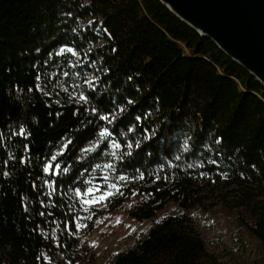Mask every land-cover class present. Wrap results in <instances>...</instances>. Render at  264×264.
<instances>
[{
  "label": "trees",
  "instance_id": "trees-1",
  "mask_svg": "<svg viewBox=\"0 0 264 264\" xmlns=\"http://www.w3.org/2000/svg\"><path fill=\"white\" fill-rule=\"evenodd\" d=\"M65 45L75 54L56 55ZM109 111L112 124L99 119ZM103 127L120 148L99 138ZM142 128L157 130L152 140ZM0 133V264H48L43 250L52 264H79L87 242L69 205L103 171L119 183L128 177L111 208L132 219L149 220L170 201L180 210L119 247L110 264H220L184 213L206 206L220 182L228 192L212 227L255 247L246 259L227 243L236 264H264V86L158 0H0ZM52 155L67 173L44 171ZM46 217L69 224L56 232L69 262L42 233Z\"/></svg>",
  "mask_w": 264,
  "mask_h": 264
},
{
  "label": "rangeland",
  "instance_id": "rangeland-1",
  "mask_svg": "<svg viewBox=\"0 0 264 264\" xmlns=\"http://www.w3.org/2000/svg\"><path fill=\"white\" fill-rule=\"evenodd\" d=\"M97 176L90 181L87 189L83 192L86 193L89 188L96 186H100L102 191L105 189L111 190L109 185L113 183L126 185V183L123 182L124 180L119 179L118 181H122L120 183L113 181L112 177L104 171L102 174H97ZM104 177H108L107 181L104 180ZM223 185L224 183L221 182L214 183L215 192L211 195L210 199L207 200L206 206L194 207L193 209L185 210L184 213L189 216L195 230L207 240L210 251L216 256L220 264H236L229 254V248L226 246L227 243L236 246L235 254L241 255L246 259L256 258L258 253L255 247L248 246L245 248L240 240L232 238L231 235L226 236L224 240L221 238V234L217 232V229L212 227L214 211L221 205V203H219V196H222L224 192H228V189L221 188ZM45 190V194L50 197H52L55 192L53 184L49 182L45 183ZM119 197L120 196H116L114 198ZM88 198L87 195L81 196L75 191L72 196L71 204L69 205V207H71L70 212H72L74 217V224L79 232L77 235L83 238L82 240L84 243L87 242L83 248L78 249L82 257L79 264H110L113 260L114 253L119 247L137 244L138 240L145 235L163 215L177 214L180 212L178 203L170 201L153 218L146 221H138L130 217L124 206L111 208L113 198H109V200L95 205L85 204L84 200ZM99 217H101V221L94 224ZM45 219V223L41 228L42 233L47 237V240L52 241L53 245L56 247V257L63 262H69L58 248L59 245L56 235L58 226L64 230L69 228V224L62 225L60 222L49 217ZM41 258L42 261L52 264L53 260L48 251L43 250Z\"/></svg>",
  "mask_w": 264,
  "mask_h": 264
},
{
  "label": "water",
  "instance_id": "water-1",
  "mask_svg": "<svg viewBox=\"0 0 264 264\" xmlns=\"http://www.w3.org/2000/svg\"><path fill=\"white\" fill-rule=\"evenodd\" d=\"M264 86V0H158Z\"/></svg>",
  "mask_w": 264,
  "mask_h": 264
},
{
  "label": "snow or ice",
  "instance_id": "snow-or-ice-1",
  "mask_svg": "<svg viewBox=\"0 0 264 264\" xmlns=\"http://www.w3.org/2000/svg\"><path fill=\"white\" fill-rule=\"evenodd\" d=\"M66 53H73V54H75V49H73V48L68 47L67 45H65V46H63V47H61V48L59 49V51L56 53V55H58V56H63V55H65ZM73 67H74V66H73ZM63 75L68 76L69 73H68V72H64ZM36 79L39 80L40 77L37 76ZM85 82L88 83L90 86H92V81H87V80H86ZM36 89H37V90H40V85H39V84L36 85ZM30 90H31V89H30ZM65 91H67V90L65 89ZM77 95H78L79 101H83L85 104H87V102L89 101V96H88V95L79 94V93H78ZM128 103H129V104H132L133 101L129 100ZM91 111H92V112H98V111H100V109H97V108L93 107V108L91 109ZM123 111H124L123 108H120V109H119V112H123ZM79 113H80V108L78 107V108L76 109V111L73 112V115L75 116V115H78ZM56 115H57V116H60L61 113H56ZM99 119H100V120H103V121H106L108 124H112L113 121L116 120V115H114L111 111H109V113H108L107 115H102V116L99 117ZM143 119H144L143 116H136V117H135V120H136L137 122H142ZM89 123H91V121H89ZM128 131H129V132H135V131H136V127H135V126H133V127H129V128H128ZM156 131H157L156 129L142 128V129H141V135H142V138H143L144 140H148V141H150V140L153 139V136H154V134L156 133ZM24 134H25V130H24V129H21V130L17 133V135H24ZM0 136H2V133H0ZM112 137H113V132L110 131L108 127H103V128L100 130V132H99V138H100V139H109V138H111V139H110V142H111L112 147H113V148H120L121 145H120V144H119L114 138H112ZM221 139H222V137H221ZM219 142H220V141L217 140V143H219ZM0 143H3V141H0ZM71 143H72V141L69 139V140H67V142L63 145L62 150H61V152L59 153V155H60L61 157H63V155H64V151L68 149V146H69ZM25 147L28 148L27 145H26ZM99 147H100V144H99V141H98L97 143L91 145L89 148H84V149H82V151H83V152L94 151V150H96V149L99 148ZM127 147H128V149H132V148H133V144H132L131 142H128V143H127ZM135 147H136V148H140V147H141V143H140L139 141H137V142L135 143ZM127 154H128V156H131V155H132L131 152H128ZM113 155H115V153H113ZM28 159H29V157H24V158L22 159L21 162H23V163H27V162H28ZM177 159H179V157H177ZM55 161H57V156H56V155H52L51 158H50V160H49V161L47 162V164L45 165V167H44V171H45V172H48L49 174L55 173L56 175H59L60 172H61V170H62L63 172H65V173H67V172L69 171V168H68V167H63V168L61 169V164H60V163H55V164H54L53 162H55ZM99 166H100V165H97V167H99ZM106 167L109 168V169L115 170V169H113V165H112L111 163H108V164L106 165ZM84 171H87V169H85ZM5 175H7V173H5ZM80 175H83V173H80ZM107 179H108V177H104V180H105V181H107ZM119 179H120V180H127L128 177H126V176H124V175H121V176L119 177ZM132 179H135V177H132ZM140 179H143V174H141ZM33 186H34V185H33ZM124 187H126V185H120V184H115V183H113V184L109 185V188H110L111 190L105 189V190L102 191L100 186H96V187L89 188V189L87 190L86 193L83 192V191H82L81 189H79V188H77L76 191H77V193L80 194L81 196H83V195H87V196L89 197L88 199H85V200H84V203H85V204L95 205V204H101L102 202H105V201L109 200V198H114V197H116V196H123L124 193H123V191H122V188H124ZM132 194H133V195H136L137 193H136L135 191H133ZM149 195H150V194H149ZM117 255H118V254H117Z\"/></svg>",
  "mask_w": 264,
  "mask_h": 264
}]
</instances>
